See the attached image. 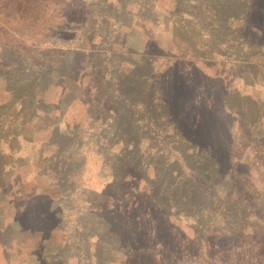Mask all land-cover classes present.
<instances>
[{"label":"rangeland","instance_id":"rangeland-1","mask_svg":"<svg viewBox=\"0 0 264 264\" xmlns=\"http://www.w3.org/2000/svg\"><path fill=\"white\" fill-rule=\"evenodd\" d=\"M249 48L264 55V0H0V264H104L105 223L127 237L151 215L162 224L159 207L202 239L210 223L196 227L172 191L185 179L190 194V165L207 157L174 121L189 129L200 110L214 143L227 129L241 160L264 161V61L244 60ZM64 89L76 97L58 118ZM198 173L220 205L222 177Z\"/></svg>","mask_w":264,"mask_h":264},{"label":"trees","instance_id":"trees-1","mask_svg":"<svg viewBox=\"0 0 264 264\" xmlns=\"http://www.w3.org/2000/svg\"><path fill=\"white\" fill-rule=\"evenodd\" d=\"M249 12L250 9L245 8L242 14L243 26L241 25V27L246 33L251 30L247 27ZM223 21L226 23L228 20ZM243 56L247 62L262 63L264 61V55L252 48L247 49V53ZM252 76H254V80L259 79L257 73H253ZM70 81L75 82L74 79H70ZM67 97L68 92L64 89L58 99V118L62 117L66 105L75 99L76 95L71 96L68 101ZM43 100L42 94L40 101ZM207 106L209 105L207 104ZM55 110H57L55 106H46V116H51ZM201 112L200 110L191 111L189 115L185 113L190 116L188 121L194 120L192 127L188 125L189 129L185 128V117L178 115L174 121L176 135L178 134L179 138L189 139L188 144L191 146L200 147L204 150L207 158L199 157L198 162L190 165L194 178L190 194L184 195L188 186L185 179L177 187H173L172 193L178 200L176 201L177 207H181L185 211L191 209L189 212L197 214L196 227H205L209 222V231L203 235L202 239L187 237L178 225L170 221L169 209L160 207L158 212L163 217L162 224L154 221L151 215L149 227H140V230L135 234L129 230L125 235L127 237H121L109 230V223L106 222L108 229L106 228V234L103 235H110L112 241L110 245L105 246L101 242L104 237L98 236L96 242L105 252L104 264L112 262L145 263L144 259L146 258L148 259L146 263L152 261L167 264L166 259L169 258L172 261L170 264H177L180 263L179 260L183 259L181 256L187 253L193 254V257L196 255L191 264H264V161L257 162L252 157L250 159V156L246 160H241L242 153L238 154L234 150V141L230 139L227 129L223 128L218 132L214 130L218 136L224 134V143H214L210 138L212 131L205 130L204 118L206 115ZM220 114L226 125V117H231V114L225 108L221 109ZM242 138L243 133L239 140ZM261 147L264 145L261 144ZM205 165L211 175H219L220 179L222 177L221 184L217 182L218 188L221 186L219 191L222 190L223 192H221L224 194L220 205L213 201L209 192L199 189V186H203V180L201 181L198 169ZM251 168H253L252 171ZM206 201H209V204ZM205 211L207 215L202 214ZM148 229L151 230L150 234L155 240H153L154 246L161 244L160 251L162 253L157 257L152 252L148 253L149 248L144 245L146 244L144 233ZM24 232L27 231L16 230L17 235H22ZM47 241H50V237L42 239L40 246Z\"/></svg>","mask_w":264,"mask_h":264}]
</instances>
